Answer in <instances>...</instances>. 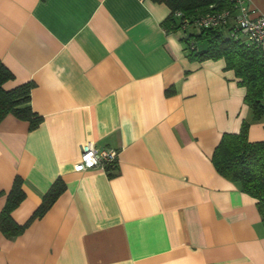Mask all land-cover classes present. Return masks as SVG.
<instances>
[{
    "label": "crops",
    "instance_id": "0c3cea01",
    "mask_svg": "<svg viewBox=\"0 0 264 264\" xmlns=\"http://www.w3.org/2000/svg\"><path fill=\"white\" fill-rule=\"evenodd\" d=\"M251 16L264 0H244ZM155 0H0V60L11 88L30 81L28 119H0V210L14 177L25 222L55 179L65 187L17 234L0 229V264H264V214L213 152L248 120L223 58L189 55ZM202 46V44H199ZM264 97V93H263ZM117 150L108 170H76L83 146Z\"/></svg>",
    "mask_w": 264,
    "mask_h": 264
},
{
    "label": "trees",
    "instance_id": "16d2710c",
    "mask_svg": "<svg viewBox=\"0 0 264 264\" xmlns=\"http://www.w3.org/2000/svg\"><path fill=\"white\" fill-rule=\"evenodd\" d=\"M155 1L169 6V15L165 19L168 27L182 28L184 31L189 25L198 27L195 32L186 34L184 39L189 55L198 59L223 58L225 67L232 68L238 82L245 86L244 100L252 108L253 117H259L263 111L264 54L259 47L248 42L244 35H231L235 26L234 14L238 10L236 0ZM224 9L229 10L232 15L226 23L207 27L195 24L198 16ZM12 77L11 70L0 60V119L11 112L17 117L28 119L30 126H34L39 117L26 104L32 82L26 81L5 88L3 82ZM248 124V120H243L239 131L225 132L222 135L214 149L213 161L222 174L240 180L243 188L258 198L259 207L264 214V140H248ZM64 187L60 179H55L29 218L19 223L11 215V210L24 196L22 178L16 175L0 210V229L6 236L19 233L32 218L41 215L52 204Z\"/></svg>",
    "mask_w": 264,
    "mask_h": 264
},
{
    "label": "built area",
    "instance_id": "2783aa9c",
    "mask_svg": "<svg viewBox=\"0 0 264 264\" xmlns=\"http://www.w3.org/2000/svg\"><path fill=\"white\" fill-rule=\"evenodd\" d=\"M237 12L234 14L235 26L231 30V35L242 34L248 42L259 47L264 54V14L251 16L249 7L244 0H236ZM229 10L206 12L195 19L197 26H217L222 25L231 17ZM117 159V150L112 147H95L88 141L82 148L78 159L74 163L76 170H83L92 167H101L108 170Z\"/></svg>",
    "mask_w": 264,
    "mask_h": 264
}]
</instances>
